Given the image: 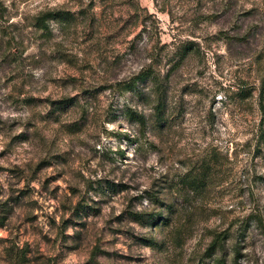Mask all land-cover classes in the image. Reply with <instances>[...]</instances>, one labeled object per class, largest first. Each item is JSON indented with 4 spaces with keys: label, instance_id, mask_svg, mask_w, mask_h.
<instances>
[{
    "label": "rangeland",
    "instance_id": "374dc122",
    "mask_svg": "<svg viewBox=\"0 0 264 264\" xmlns=\"http://www.w3.org/2000/svg\"><path fill=\"white\" fill-rule=\"evenodd\" d=\"M0 264H264V0H0Z\"/></svg>",
    "mask_w": 264,
    "mask_h": 264
},
{
    "label": "trees",
    "instance_id": "16d2710c",
    "mask_svg": "<svg viewBox=\"0 0 264 264\" xmlns=\"http://www.w3.org/2000/svg\"><path fill=\"white\" fill-rule=\"evenodd\" d=\"M49 15V16H48ZM48 17V18H47ZM71 18H73V15L69 12H55V13H51V14H47L42 16V17H39L37 19V25L41 28H45L46 27V23L47 21L50 19V20H59V21H63V22H67V23H70V20ZM188 52L190 51V49L187 50ZM186 51V53L184 52L183 56L182 57H185L188 52ZM149 78L148 75H145V76H141L139 77V81H144V80H147ZM154 79V78H152ZM155 81V79L153 80ZM136 81L133 82L132 84H128L127 86H124L122 88L123 91H132L134 90L135 86H136ZM157 84V82H155ZM163 113V103L160 101L157 105V115H159V120H163L161 118V115ZM137 121L141 124V125H145V118L143 116H138L137 118ZM215 245V243L213 244V246Z\"/></svg>",
    "mask_w": 264,
    "mask_h": 264
}]
</instances>
